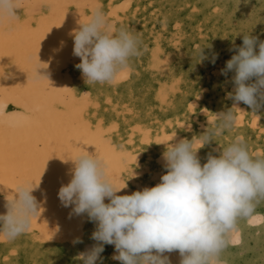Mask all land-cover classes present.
<instances>
[{"label":"bare ground","instance_id":"6f19581e","mask_svg":"<svg viewBox=\"0 0 264 264\" xmlns=\"http://www.w3.org/2000/svg\"><path fill=\"white\" fill-rule=\"evenodd\" d=\"M65 1L35 0L37 9H17L18 18L0 26V142L4 148L0 214L6 213L7 198L18 182L32 179L38 183L42 174L32 192L40 212L27 232L0 247V264H82L78 254L95 245L90 241L96 222L87 213L77 215L74 205L65 206L58 196L74 166L63 159L74 157L77 145L105 156L113 174L123 178L121 183L126 181L117 194H131L143 188L149 175L157 171L156 164L162 166L160 175L166 172L164 142L173 137L167 143L174 144L197 135L196 117L211 121L215 113L234 103L228 95L233 91L228 77L234 73L225 75L221 70L237 51V44L232 43L236 40L228 41L224 26L209 25L217 17L200 15V2L190 1L183 31L166 36L158 25L172 5L167 1L160 10L155 0H142L134 16L140 53L115 81L100 84L86 83L76 67L80 57L74 55L71 33L98 4L115 28L131 21L135 6L130 7L129 0H91L88 6L81 0ZM196 30L206 32L204 41L214 34L210 39L218 45V54L212 43L198 50L188 46L187 38ZM36 53L43 66L37 73L45 79L35 78ZM238 129H228L218 137L225 143ZM13 247L15 256L7 254ZM115 254L113 249L111 255ZM111 255L96 264H121L111 261Z\"/></svg>","mask_w":264,"mask_h":264},{"label":"clouds","instance_id":"9594fccd","mask_svg":"<svg viewBox=\"0 0 264 264\" xmlns=\"http://www.w3.org/2000/svg\"><path fill=\"white\" fill-rule=\"evenodd\" d=\"M20 8V0H0V26L17 19ZM79 24L71 33L73 52L80 57L76 67L86 83L115 81L130 59L140 53L138 34L115 28L99 4ZM256 41L245 33L242 45L221 70L225 75L234 73L233 91L228 94L234 105L243 102L255 108L258 97L264 101V41L259 43L258 52ZM40 67L37 56L35 78L45 79L37 73ZM253 77L256 79L250 82ZM234 108L215 113L212 126L198 140L183 138L167 143L172 137L164 142L166 172L154 186L131 194H117L126 181L121 183L123 178L113 174L105 156L77 145L76 155L63 159L74 166L58 196L65 206L74 205L77 215L87 213L96 222L92 239L99 242L79 253L77 259L82 264H96L104 245L113 244L117 250L113 259L121 264H171L164 253L174 250L182 257L180 264H224L221 254L231 243L238 220L251 216L256 203L264 200V156H253L241 137L218 155L209 153L203 164L197 155L207 142L235 126ZM39 182L25 179L16 184L7 198L6 213L0 214V239L14 240L31 228L40 212L32 195Z\"/></svg>","mask_w":264,"mask_h":264},{"label":"rangeland","instance_id":"374dc122","mask_svg":"<svg viewBox=\"0 0 264 264\" xmlns=\"http://www.w3.org/2000/svg\"><path fill=\"white\" fill-rule=\"evenodd\" d=\"M67 1L69 0H66L65 2ZM81 1H83L84 4L88 6L90 5L89 1L91 0H81ZM141 1L142 0H129L128 2L129 6L130 7L135 6L132 12V19L131 21H125L124 23H122L121 28L130 29L134 32L136 30L138 31V27L136 28V24L134 23L135 22L134 16H138V13H139L138 4L141 3ZM155 1L157 2V7L160 10H162V8L166 6L167 1L172 5L171 11L169 12L168 17L164 18L162 23L158 25V29H160L163 32V35H166V34L174 35L175 33L178 34L182 32L183 31L182 28L184 26H187V23L184 22L185 20L183 19V16H185V14L187 13V10H189L191 3L193 1H197L198 3L200 2V5H201L200 8L203 7L204 9V10L203 9L199 10L200 13L202 12L200 15L202 14L203 15L206 14L208 16L215 15L217 17V21L215 20L216 18L212 17L211 20H209V25L214 26L215 24L216 25L219 24L221 26H224L225 30L228 31V34L226 36L229 42L232 40L234 41L236 40L235 42H232V43H236L237 46L242 45L243 35L245 34L244 32L248 33L249 31L248 33L249 35L254 36V37H256V35L258 36L257 41H256V48H255V50L258 52L259 51L258 45L260 43L259 41H264V0H202V1L200 0H193V1L192 0H155ZM205 2L207 3V6H205L206 8L203 6L205 5L204 4ZM20 4H21L20 9H22L23 11L26 10L27 8L29 10H35L38 8V6L35 3V0H20ZM204 35H206V32H204L203 30H196V31L190 32L187 38V41L189 42V43L187 42L188 46L193 50H198L199 48L201 49L205 47L207 43H209L210 45L213 44L212 45L213 51L215 54H218L219 53L218 45L212 42L213 39H210V35L213 36L214 34L211 33L207 41L203 40ZM199 40L200 42H198ZM232 76L233 75H230V77L228 78L231 82L232 90H233L234 86H233L232 79H231ZM254 78H252L250 82L256 79ZM258 101L259 102L255 106V108L250 107L247 104H244L243 102H240V103L238 102L235 105L233 102H230V108H232L233 106L236 107L232 110L235 112V115L237 117L236 124L232 128H237L238 126L240 129H238L237 133L230 135L225 143H222L221 138L217 136L213 138L214 140H210V142H207L203 147H201L197 152V155L200 158L201 164L206 162L207 155L209 153H211L212 155H218L220 150L223 149V147L227 146L229 143H231V141L234 140L235 137H241L243 138V141L245 142L248 140L246 142V145H247L249 152L253 156H257V157L264 156V134L262 135V133H264V101H260L259 97H258ZM222 110H225V109H222ZM252 112H254L255 118H253L254 116L253 114H251ZM214 119L215 118H212V119L210 118L209 120L211 121H208V119H205V122H203L201 119H198V117H196L194 128L197 132V135L192 134L189 140H191L192 138L194 140H198L199 137L206 131V129L212 126ZM245 123L248 126L244 125ZM248 128H249V132L247 130ZM252 130L253 132H251ZM261 130H262V133H261ZM246 135H247V138L245 139ZM149 165L152 166L151 162H149ZM155 168L157 169V171L156 172L153 171L152 174L149 175L148 182L144 184L143 187H146V186L148 187V185L149 187H151L154 184H156V182L160 179L161 177L160 172L162 171V166L160 164H156ZM233 238H238V243H233L232 242ZM232 241L223 250L221 254V259L223 260L224 264H264V200H259L256 203V207L251 216L247 218H240L238 220L237 230L232 236ZM6 242H9V240L0 239V247H2V245H4ZM90 242L95 243V244L99 243L98 241H95L94 239H92ZM104 249L105 250H103V252L100 253V258H99L100 260L102 258H105L111 255V251L115 249V247L113 244H105ZM172 252H169V253L166 252L167 255L169 254L168 255L169 260L171 262L175 261L176 264H180L182 257L179 251L174 250ZM7 254L15 256L17 254L16 247L11 248V250H9ZM5 256L6 255H4V257ZM110 260L111 261L115 260L113 259V255L110 256Z\"/></svg>","mask_w":264,"mask_h":264},{"label":"snow or ice","instance_id":"6c2138e0","mask_svg":"<svg viewBox=\"0 0 264 264\" xmlns=\"http://www.w3.org/2000/svg\"><path fill=\"white\" fill-rule=\"evenodd\" d=\"M4 148L2 142H0V167L3 165ZM233 243H238V238H233Z\"/></svg>","mask_w":264,"mask_h":264}]
</instances>
